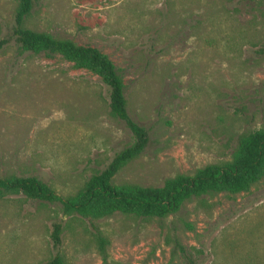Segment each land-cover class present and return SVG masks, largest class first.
Listing matches in <instances>:
<instances>
[{"label":"rangeland","instance_id":"374dc122","mask_svg":"<svg viewBox=\"0 0 264 264\" xmlns=\"http://www.w3.org/2000/svg\"><path fill=\"white\" fill-rule=\"evenodd\" d=\"M17 4L0 0V178L73 196L134 138L96 73L18 48ZM24 27L98 49L121 76L147 144L114 186L162 188L230 161L243 135L264 130V0H35ZM58 252L64 264H264V174L165 217L91 221L22 194L0 199V264H48Z\"/></svg>","mask_w":264,"mask_h":264},{"label":"trees","instance_id":"16d2710c","mask_svg":"<svg viewBox=\"0 0 264 264\" xmlns=\"http://www.w3.org/2000/svg\"><path fill=\"white\" fill-rule=\"evenodd\" d=\"M35 0H18L14 13L11 38L22 52L60 54L78 67L96 73L108 89L111 116L122 122L134 142L116 154L105 169L94 174L73 196L63 197L36 177L8 176L0 178V199L10 194L59 204L64 216H77L91 221L109 217L117 212L135 214L142 218L165 217L178 211L191 198L220 192L242 193L264 174V130L243 135L228 162L207 166L192 176H177L166 181L162 188L114 186L112 179L129 162L136 159L147 144L146 130L131 119L125 98V86L114 64L98 49L75 45L46 33L24 27V20L34 7ZM0 40V50L7 44ZM62 226L52 225L50 238L55 249L61 246ZM105 240L98 236L99 251L103 254ZM48 264H64L58 252Z\"/></svg>","mask_w":264,"mask_h":264}]
</instances>
